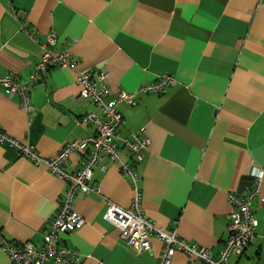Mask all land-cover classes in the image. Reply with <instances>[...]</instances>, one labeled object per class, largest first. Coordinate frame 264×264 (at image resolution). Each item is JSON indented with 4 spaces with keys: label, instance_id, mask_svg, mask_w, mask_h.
I'll list each match as a JSON object with an SVG mask.
<instances>
[{
    "label": "crops",
    "instance_id": "crops-1",
    "mask_svg": "<svg viewBox=\"0 0 264 264\" xmlns=\"http://www.w3.org/2000/svg\"><path fill=\"white\" fill-rule=\"evenodd\" d=\"M55 31L56 50L71 51L75 68H55L31 88L32 112L0 87V128L52 158L69 142L96 133L80 120L98 109L80 97L81 73H106L108 99L138 93L121 103L117 129L122 162L132 153L122 139L147 138L136 165L145 214L166 232L218 256L229 238L233 206L257 185L252 209L257 239L230 264H264V0H0V76L25 80L41 60V44ZM163 76L174 85L143 93ZM81 152L65 171L78 172ZM94 167L103 197L79 194L74 207L85 224L63 237L76 264H158L162 242L138 254L105 220L108 201L129 208L133 187L110 160ZM67 181L44 165L0 143V230L13 243L41 245L63 203ZM0 264H12L0 248ZM49 264H57L50 262ZM172 264H203L177 253Z\"/></svg>",
    "mask_w": 264,
    "mask_h": 264
},
{
    "label": "built area",
    "instance_id": "built-area-1",
    "mask_svg": "<svg viewBox=\"0 0 264 264\" xmlns=\"http://www.w3.org/2000/svg\"><path fill=\"white\" fill-rule=\"evenodd\" d=\"M58 36L55 31L46 36L41 44V60L34 67L28 79L22 80L14 74L0 76V87L7 91L10 98L18 97L20 106L27 114L32 112L31 88L40 78L52 69L75 68L77 63L71 51L56 50ZM106 73L84 72L79 75L80 97L91 101L98 109L87 113L81 124H92L96 133L85 139L67 143L57 156L45 158L39 155L36 148L29 142H20L9 137L0 128V143L13 146L21 157L31 160L35 165L46 166L53 174L67 181L68 188L63 203L60 205L48 232L41 245L32 242L17 244L7 241L0 230V248L9 256L12 264H76L81 259L77 251L72 250L63 242L65 235L72 234L85 224V219L75 210L74 200L81 193L103 197L101 187L94 183V167L98 164L106 169L105 162L110 160L121 165L122 174L127 177L133 187L134 197L129 208H123L108 201L105 220L119 230L121 238L138 254L152 251L151 239L158 238L163 250L158 264H172L174 256L181 252L203 264H230L232 256H243L257 239L256 229L259 225L255 218L252 204L259 195V184L262 173L252 174L257 185L252 187L244 197L230 192L228 200L234 207L230 214L229 238L218 256L207 248L192 244L179 237L176 231L166 232L158 227L145 214L142 208V193L138 188L136 165L144 158L143 152L149 146L147 138L137 135L122 139L132 153L133 162L125 163L120 158V139L117 129L124 124V117L119 111L121 103L137 105L138 93L119 92L108 99L110 90L107 85ZM176 83L173 76H163L151 86L140 90L143 93L162 94ZM81 152L84 156L82 168L75 173H67L65 166L73 153Z\"/></svg>",
    "mask_w": 264,
    "mask_h": 264
}]
</instances>
